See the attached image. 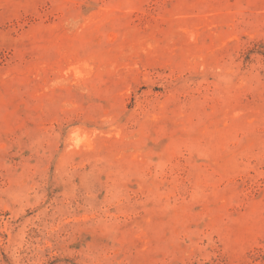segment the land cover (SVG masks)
<instances>
[{"label":"rangeland","instance_id":"1","mask_svg":"<svg viewBox=\"0 0 264 264\" xmlns=\"http://www.w3.org/2000/svg\"><path fill=\"white\" fill-rule=\"evenodd\" d=\"M0 264H264V0H0Z\"/></svg>","mask_w":264,"mask_h":264}]
</instances>
